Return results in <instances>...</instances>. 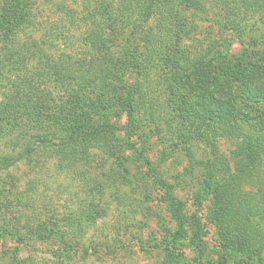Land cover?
Here are the masks:
<instances>
[{"label": "trees", "instance_id": "obj_1", "mask_svg": "<svg viewBox=\"0 0 264 264\" xmlns=\"http://www.w3.org/2000/svg\"><path fill=\"white\" fill-rule=\"evenodd\" d=\"M78 1L84 11L70 17L83 30L82 39L63 38L51 27L37 41L27 0H0V148L11 151L0 156V171L19 164L28 169L21 201L29 205L38 186H45L46 154L68 169L79 159L90 161L91 151L113 158L127 148L164 192L162 202L177 227L158 246L163 264H183L182 205L146 154L159 134L163 144H182L186 152L200 143L206 154L196 160L206 178L199 199L211 201L216 211L224 254L218 264H264V111L240 103L264 100V39L246 35L261 0H214V7L212 0ZM215 8L223 11L222 22L205 17ZM152 19L154 28L146 29ZM208 22L231 32L242 52H228L233 41L202 38ZM131 72L137 80L129 85ZM117 115L125 120L122 127L112 123ZM223 139L235 144L230 157L220 151ZM9 179L11 189L22 181L17 175ZM248 185L252 190L244 189ZM6 191L0 193L1 215L11 203ZM91 206L93 213L87 205L70 215L71 230H83L101 215ZM49 223L40 220L25 230L49 240Z\"/></svg>", "mask_w": 264, "mask_h": 264}, {"label": "rangeland", "instance_id": "obj_2", "mask_svg": "<svg viewBox=\"0 0 264 264\" xmlns=\"http://www.w3.org/2000/svg\"><path fill=\"white\" fill-rule=\"evenodd\" d=\"M77 1L27 0L32 10L31 20L38 24L36 30L32 31L33 37L41 41L44 33L53 27L59 30L63 38L82 39L83 30L75 29L71 23L75 17H70V14L78 15L84 11L83 4ZM210 5L214 7V0ZM260 6L262 7H257V12L251 20L247 21L246 35L249 38L254 36L264 39V1L261 0ZM60 7L65 9L66 13L60 12ZM210 12L211 14L205 15L206 18L218 23L224 19L220 9L215 8V11ZM217 17L221 19L218 21ZM211 23L202 25L208 32L200 34L201 37H210L225 44L233 41L228 52L232 55L240 54L243 47L234 41L232 33H225ZM249 25H252L251 29ZM154 26L155 20L152 19L146 29H153ZM21 40L23 41L22 38ZM259 46L257 49H263V45ZM127 80L128 84L132 85L137 76L131 72L127 75ZM240 103L244 106L250 103L249 107L253 111H264V100H243ZM243 111H246V108ZM112 123L116 127H122L125 120L117 115ZM159 135L152 137V142L155 143L146 155L159 167L160 176L173 185L172 195L182 205V214L186 219V237L181 248L185 253L181 259L182 263L218 264L224 261V254L219 226L215 222L216 211L211 201L203 202L199 199V183L206 175L204 167L197 163L196 159L201 158L203 153L206 154L202 152L204 147L196 143L192 152H186L182 144L171 145L169 141L163 144L158 139ZM120 136L125 138V143V133L120 132ZM219 147L225 157H230L235 144L223 139L219 142ZM7 153L10 154L11 151L0 148V156ZM90 153H94L90 161L79 159L68 169H65V164L51 163L59 159L54 154L43 156L45 186H38L29 205L21 201L28 192L27 184L31 179L30 176H25L28 169L19 164L18 169L0 171V193L7 190V195L12 194L11 203L7 204L4 211L6 215L0 214V264L165 263V254L159 251L158 246L171 236L177 227L162 202L164 192L152 182L146 167L135 159L127 148L119 151L113 158L95 150ZM9 175H17L22 179L16 189L10 188ZM244 189L252 190L249 185ZM92 204L101 215L96 217L94 213L93 222L85 224L83 230H71V226L67 224L70 215H77L76 209L85 208L87 205L93 213L95 208H91ZM42 205H45L44 210ZM40 220L50 222L47 226L54 230L49 240H40L32 235L31 230H25L28 225L37 227ZM196 245L201 248L204 260H198Z\"/></svg>", "mask_w": 264, "mask_h": 264}]
</instances>
